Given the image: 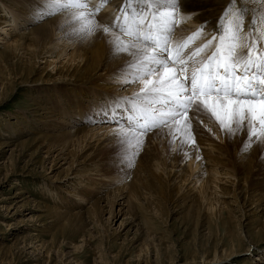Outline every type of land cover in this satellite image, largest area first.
I'll use <instances>...</instances> for the list:
<instances>
[{"label":"rangeland","instance_id":"374dc122","mask_svg":"<svg viewBox=\"0 0 264 264\" xmlns=\"http://www.w3.org/2000/svg\"><path fill=\"white\" fill-rule=\"evenodd\" d=\"M28 1L2 0L0 6V53L8 54H0V264H264V175L255 174L264 171L263 145L254 142L247 154L240 147L227 156L206 137L181 149L178 138L170 155L164 151L163 168L140 160L162 152L155 151L160 144L154 138L166 128L142 137L131 165L124 147L104 139L75 148V137H68L97 126L88 119L92 104L131 98L139 83L123 84V63L117 76L109 73L123 61L117 59L89 81L59 79L65 55L37 58L28 45L33 30L64 11L41 19L35 4L40 12L47 11L45 4ZM220 4L225 11L229 0ZM103 12L110 11L103 5ZM27 68L32 73L26 80ZM80 94L84 105L71 114L67 96ZM210 159L220 161L222 172L214 194L217 185L206 175ZM223 164H235L238 179ZM204 184L210 189L202 197Z\"/></svg>","mask_w":264,"mask_h":264},{"label":"snow or ice","instance_id":"6c2138e0","mask_svg":"<svg viewBox=\"0 0 264 264\" xmlns=\"http://www.w3.org/2000/svg\"><path fill=\"white\" fill-rule=\"evenodd\" d=\"M42 2L47 11H38V18L73 12L71 22L78 25L74 31L81 38L98 27L106 35L111 31L112 51L131 57L119 78L124 85L141 83L142 87L131 98L102 103L88 116L116 124L113 135L127 150L129 165L142 137L153 129L166 128L173 139L179 134L184 144L195 145L193 120L204 124L207 119L229 139L244 133V154L254 142L264 145V29L260 26L264 18L253 14L245 33L250 8L243 0H229L214 34L205 31V21L178 44L171 37L182 22L177 19L180 0H124L107 26L98 25L96 17L108 0L91 9L88 0ZM200 39V46L185 51ZM125 107L127 113L122 111Z\"/></svg>","mask_w":264,"mask_h":264},{"label":"bare ground","instance_id":"6f19581e","mask_svg":"<svg viewBox=\"0 0 264 264\" xmlns=\"http://www.w3.org/2000/svg\"><path fill=\"white\" fill-rule=\"evenodd\" d=\"M123 1L124 0H108V2L106 4H104V8H107L110 12L109 13L108 12L107 13H105V12L100 13L97 16L98 18L96 17L97 18L96 19L97 24L100 26H105V24L102 25L100 23V21H102L104 23L105 22L110 23V21L115 17L114 15L115 14L117 15L119 13V9H120V6L123 4ZM221 1H228V0H180V7L178 10L179 15H178L177 19L182 21L180 23L182 28L180 31H178V29H175L174 34L171 37L173 44L182 43L185 38H187L194 31H196L199 28V26L201 24H203L205 21L208 22L205 31L207 33H213V30L217 27V21L220 19V17L224 13L225 6H223V7L221 6V4H220ZM246 1L248 2V7H250L248 19H250L251 16L253 14H255V9H260V11L257 12V14H255V15L264 18V3H262L260 0H249V1L246 0ZM88 2L89 3L93 2L92 6L89 5V8L91 9L92 7L96 6L97 2L101 3V0H88ZM2 3H4V2H2V0H1L0 6ZM29 3H31L30 0L27 2V4H29ZM35 7L37 8L36 10L40 11V9H39L40 6L38 4H35ZM24 8L26 9L28 7L25 6ZM0 9H1V7H0ZM11 12H13V9L11 10ZM35 12L36 11H34V13ZM252 12H253V14H252ZM188 13H191L193 15L189 18L187 16ZM58 16H60V18L58 20H50L48 22H45L46 23L45 25H43L42 27L40 26V28H38L37 30H33V32H31V38H30L31 42L28 45V47H32V46L34 47L35 50L33 51V55L37 56V58H38V56H42L43 58H45L46 54H52L53 55L54 53H56V55H55L56 59L60 55L62 57H63V55H65V58L60 63L61 65L59 68H58L57 64H55L52 67V69H53L52 71H54L55 66H56V68H58V70H57L58 74H59L58 78L61 79L62 81H69L70 82V81L77 80V78H80L82 80L86 79V81H89L93 77V74H91V73L98 71V69L106 70V69L110 68V67H108V65L110 63L112 64L114 59H117V60H114V62H118L119 60H123L120 64L118 63L119 65L116 66L115 70H113L115 66L110 68V70H109V73H110V71H112V73H114V75L117 76L116 72L119 71L122 63L125 66L131 60V57L127 54H116L112 51V47L109 43V40L111 38V31H110V34L106 35L103 33L101 28L98 27L97 30L92 35L88 36L87 38H81V36L78 35L74 31V29L76 27H78V25H75L71 22L73 12L64 11L63 13H61V15H58ZM24 18H26V16ZM4 20L7 22L8 19L4 18ZM260 26L262 29H264V22H262ZM247 31H245V33H247ZM201 43H203V39L195 41L191 45V48L186 49L185 51L186 52L191 51V49H194V48L200 46ZM15 49L16 48H14L13 50L15 51ZM68 49H71V52H68ZM6 54H7V52H6ZM4 56H5V53L3 51L1 54V57L3 58ZM6 56H8V54ZM52 65H53V63L49 62L48 67H51ZM122 69H123V66H122ZM122 69H120V70H122ZM31 73H32L31 69H28V71L25 72V74L28 75L26 77V80L31 75ZM52 74L53 73L51 72L49 75H52ZM51 80H53V79H51ZM140 87H142L141 83H139V85L137 86L138 91H139ZM69 89H72V88H69ZM95 92L97 94V92H99V91H91L90 96H93V93H95ZM82 98H84V97H82V94H80V96L77 95V97L75 99L71 98L73 100H70V96L69 97L67 96V101H68L67 106L69 107L68 111L71 114L72 113H78L79 108L82 105H84V101L82 100ZM93 100H94V98H93ZM92 105H94L93 106V111H94L101 104L95 103ZM122 111L127 113V108L122 109ZM82 112H84V111L82 110ZM93 120L97 122V126H91L90 125L91 127L89 128V130L83 132L82 136L74 134V135H70L71 138L68 137V139H72L73 137H75L74 139H76V140L73 143V146H75V148L84 149L92 141H96V142L101 143V140H103V139H104V141H107V142L110 141L111 142L112 145L110 144L111 145L110 147H113L115 145H120L118 138L113 135V133L117 130V126L115 123L100 122L99 120H96V119H93ZM121 122H122V120H121ZM124 125H126V124H124ZM84 128H86V127H84ZM209 128L212 129L211 132L208 130ZM79 133L80 132H78V134ZM191 133L195 139V142H197L199 140V138L201 139V138H205V137L207 139H203V141H208V140L215 141V143L218 144V146L216 148L220 151H221V148H223L222 152L227 154V156L231 155L233 149L238 150L240 147H242V141H245V134L244 133H241L242 136H240V134H239L234 139H229L226 135L219 132L218 127L215 124L209 122L207 119H205L204 124H200L197 120H193ZM178 138H179V134H178L176 139H173V137L169 134L168 129H165V131L162 134H158L157 137H155L154 139H155V143L157 141H159L160 145L158 147H155V151H156V148L158 151V148L161 147L162 152H158V155L154 156L152 158V160L149 156H148L149 158L146 157L145 159H141L140 160L141 165H146L149 162H151V164H153V162H154V166H156V168H160L161 166L163 168L166 165L165 164V162H166L165 157H163L164 151H167L166 155H170V152L173 151L176 144H174V146L171 150H170V145L172 143H174L175 141H177ZM211 141H208V142H211ZM188 144H190V143H188ZM188 144H184L182 142V140L180 139L179 149H181L182 146L183 147L187 146ZM197 144H198V142L196 143V145ZM208 144H210V143H208ZM223 145H224V147H223ZM165 147H169V150L165 149ZM189 147L190 146H188V148ZM256 147H257V144H254V145H252L251 149L253 150ZM263 147H264V145H263ZM263 147L261 149H263ZM121 149L122 148H120V150ZM261 153H263V151ZM263 157H264V155H263ZM202 158L203 157H201L200 159H202ZM235 158H236V156H235ZM259 159H260V157H259ZM210 162L212 163L213 166L210 168V170L208 171V173L206 175L209 176V180L215 182V184L217 185L216 189H214L212 191V193L213 192L218 193L217 189H218V187H220L218 185V181L221 180V175H222V172L220 171L221 169L219 168L221 166V164H219L220 161L218 159H216L214 162L211 161V159H210ZM231 162H234V161H231ZM231 162L228 161V164L230 165ZM228 164H226V166L223 164L226 167V168H224L226 170V174L231 176V177H235L238 179V176H240L239 175L240 169H238V167L235 164L231 165V166H229ZM205 166L207 167V165H205ZM190 168H192V169L195 168V164L193 163V159L191 160ZM258 172H260L259 174L264 175V171L261 172L258 169L256 170L255 174H258ZM248 173H246V174L248 175ZM192 176H193V174L191 172L189 175V180ZM196 182H197V180H196ZM209 189H210V187H208V185L204 184V186H201L199 194L202 195V197H204V195L205 196L207 195V192ZM129 197L131 199V196H129ZM134 199H135V197H134ZM206 200H207V197H206ZM129 202H130V200H129ZM212 208L214 209V207H212ZM209 209H211V207Z\"/></svg>","mask_w":264,"mask_h":264}]
</instances>
